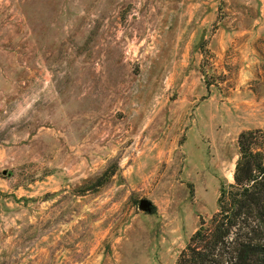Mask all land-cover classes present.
Here are the masks:
<instances>
[{
	"label": "rangeland",
	"instance_id": "374dc122",
	"mask_svg": "<svg viewBox=\"0 0 264 264\" xmlns=\"http://www.w3.org/2000/svg\"><path fill=\"white\" fill-rule=\"evenodd\" d=\"M252 128L264 0H0V264H173Z\"/></svg>",
	"mask_w": 264,
	"mask_h": 264
},
{
	"label": "trees",
	"instance_id": "16d2710c",
	"mask_svg": "<svg viewBox=\"0 0 264 264\" xmlns=\"http://www.w3.org/2000/svg\"><path fill=\"white\" fill-rule=\"evenodd\" d=\"M236 146L231 180L219 182L214 211L173 264H264V134L241 130Z\"/></svg>",
	"mask_w": 264,
	"mask_h": 264
},
{
	"label": "water",
	"instance_id": "95a60500",
	"mask_svg": "<svg viewBox=\"0 0 264 264\" xmlns=\"http://www.w3.org/2000/svg\"><path fill=\"white\" fill-rule=\"evenodd\" d=\"M137 206L141 210H148L149 209V202L146 199H139Z\"/></svg>",
	"mask_w": 264,
	"mask_h": 264
},
{
	"label": "bare ground",
	"instance_id": "6f19581e",
	"mask_svg": "<svg viewBox=\"0 0 264 264\" xmlns=\"http://www.w3.org/2000/svg\"><path fill=\"white\" fill-rule=\"evenodd\" d=\"M232 177V176H231Z\"/></svg>",
	"mask_w": 264,
	"mask_h": 264
}]
</instances>
